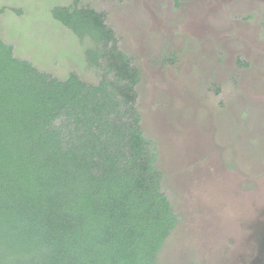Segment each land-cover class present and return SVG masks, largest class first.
Returning a JSON list of instances; mask_svg holds the SVG:
<instances>
[{"label":"rangeland","instance_id":"1","mask_svg":"<svg viewBox=\"0 0 264 264\" xmlns=\"http://www.w3.org/2000/svg\"><path fill=\"white\" fill-rule=\"evenodd\" d=\"M71 0H0L14 56L98 75L51 16ZM140 70L136 106L177 217L159 264H264V0H83ZM67 76V75H66Z\"/></svg>","mask_w":264,"mask_h":264},{"label":"trees","instance_id":"2","mask_svg":"<svg viewBox=\"0 0 264 264\" xmlns=\"http://www.w3.org/2000/svg\"><path fill=\"white\" fill-rule=\"evenodd\" d=\"M82 1L51 16L89 42L96 83L40 70L0 34V264H159L178 221L141 129L140 70Z\"/></svg>","mask_w":264,"mask_h":264}]
</instances>
